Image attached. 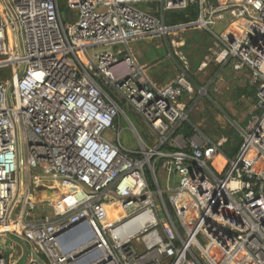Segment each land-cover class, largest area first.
<instances>
[{
    "label": "built area",
    "instance_id": "obj_1",
    "mask_svg": "<svg viewBox=\"0 0 264 264\" xmlns=\"http://www.w3.org/2000/svg\"><path fill=\"white\" fill-rule=\"evenodd\" d=\"M148 3L159 16L140 7ZM189 4L197 17L186 24L212 39L197 69L229 62L256 88L231 158L225 137L210 141L192 123V137L172 136L190 122L179 101L191 92L185 56L177 53L183 71L175 81L156 86L127 46L159 36L178 48L184 24L169 26L164 14ZM67 8L75 19H62L57 0L0 1V66H13L0 77V237L21 232L47 264H264V0H69ZM121 103L157 135L156 147L128 151L118 134L104 136L120 115L131 124ZM217 156L226 159L219 174ZM24 169H38L35 181L56 190L32 201L22 188L28 210L52 208L41 220L23 211L10 218ZM116 210L123 213L111 219Z\"/></svg>",
    "mask_w": 264,
    "mask_h": 264
},
{
    "label": "crops",
    "instance_id": "obj_2",
    "mask_svg": "<svg viewBox=\"0 0 264 264\" xmlns=\"http://www.w3.org/2000/svg\"><path fill=\"white\" fill-rule=\"evenodd\" d=\"M70 19H75L74 12L73 15L66 20H70ZM177 25H182V24H177ZM181 30H182L181 36H183L184 39L183 40L181 39V41L178 40L179 47L173 48V52L178 57H179V55L177 54L178 52H180L181 55L183 56L189 54L190 59L192 60L191 67L198 68L199 63L202 62L204 55L207 52V48L212 43V39L206 31L198 29L196 26L191 24L187 25L186 23H184V25L181 27ZM142 39L148 41L151 40L152 38L145 37ZM117 47H118L117 45H113V46L108 45V46H104L103 48L113 50L116 49ZM169 57L171 58L170 59L171 65L170 66L167 65L166 68H163L165 70L164 71L162 70V72H158L154 69V68L158 69L157 66L159 64V61L148 62V61H140L137 57L135 58L138 65H140L143 68V72L145 76L148 78V80L156 86H163L174 82L175 79L183 71V63H182V67L179 66L172 58L171 51ZM187 65L189 66L188 63ZM146 70H149V72L148 71L146 72ZM188 72H187V80L189 82H193L194 80L189 78ZM197 75L199 77V80L201 79V82L197 80V88L199 87L206 88V95L207 92L210 95L209 97H206L207 99L211 97L218 100L219 104L223 106L227 114L231 118H233L234 126H237V128H239L240 133H238L234 129L232 130L242 138L241 136L242 128H244V125L247 119L249 118L250 114L252 112H255L254 104H255L256 88L255 85H253L250 81L248 71L246 69H241L236 71L232 68L229 62L216 63L214 61H210L208 62L207 66L202 70L197 69ZM184 93L180 97L179 101L186 104L190 112L192 106V104L189 102V99H191L190 98L191 93L186 92V95ZM188 120L190 121L189 114H188ZM190 123L194 124L191 121ZM183 128L184 127L182 126L181 130ZM181 134L183 133L181 132ZM192 135L190 137H192ZM183 137L185 139L189 138L184 134ZM207 139L210 141H215L209 138ZM29 176L32 175L29 174ZM19 180L20 182H22V184L19 188L20 191L17 196V200L15 204V206L17 205L18 214L22 211L28 212L29 214L25 216L24 219L29 221H37V220H41L43 216H50L52 214V208L50 206L39 202L36 204V206H34L32 210H28V207L25 206L24 201L21 198H19V195H21L22 193V188L27 186L30 187L32 191V196L30 195L31 199L33 197L34 199L40 198V199L48 200L51 199V196L44 197V194H49L52 191H54L56 195V190H54L53 187L54 185H51V183L46 182V180H42L40 182L41 186L35 188L33 187V183H34L33 176L29 177L28 179L26 178L23 181L20 173H19ZM44 181L46 182V184L44 183ZM14 209L15 207L13 208V211ZM11 214H10V218H12ZM0 239H1L0 254L7 262L6 264H27L30 261H34L36 264H47V261L41 255V251H39V249L34 244L26 241L21 232L3 233L1 234ZM5 241L7 242L6 246L7 244H9V246L4 248Z\"/></svg>",
    "mask_w": 264,
    "mask_h": 264
},
{
    "label": "rangeland",
    "instance_id": "obj_3",
    "mask_svg": "<svg viewBox=\"0 0 264 264\" xmlns=\"http://www.w3.org/2000/svg\"><path fill=\"white\" fill-rule=\"evenodd\" d=\"M2 1V0H0ZM141 8L145 9L150 8V10L157 16H159L160 12L156 11L157 6L154 3H148L146 5H140ZM158 10V9H157ZM178 10H169L168 12H173ZM73 15V11L70 10H62L61 16L63 20H66L70 18ZM169 26H174L169 23H167ZM223 24H217L214 29L216 32H220L222 30ZM184 31V30H183ZM181 28L179 29L175 39L176 40H183L184 37L181 36ZM170 37V36H169ZM169 37L167 38L169 40ZM171 38V37H170ZM125 49V46L122 45ZM130 51L137 57L140 61H159V64L157 66L158 69L154 68L158 72L164 71L167 65H171V56L175 60V62L182 67V61L179 59V57L173 52L172 47L168 45V43L165 41L164 37L154 36L151 40H144L142 38L136 39V40H130L127 44ZM102 49V46H97L93 49V51ZM182 49V48H181ZM183 51V50H182ZM123 56V55H122ZM188 66V74L189 78L193 79V82H190L191 84V99H189V102L192 104L190 112H189V118L190 121L194 123L196 128L199 130V135L202 137H207L212 140H217L218 138L225 136V133L229 130H236L238 133H240L239 128L237 126H234L233 118H231L223 106L219 104L217 99L209 98V93L207 92L206 95V88L202 90V92H199V88H197V80H199V77L197 75V67H191L192 60L190 59V55L185 56ZM6 59V56H1L0 60ZM85 58L81 57V60L84 61ZM13 66H10L9 64L0 66V74L3 77H9L10 72L12 71ZM149 72V70H146V72ZM153 71V70H151ZM2 78V77H1ZM201 82V79L199 80ZM199 87V86H198ZM186 95V92L184 93ZM188 94V93H187ZM187 102V101H185ZM122 108L125 110L131 124L127 121V119L120 115L118 119L115 122V129L109 130L104 133V136L108 139H115L116 135H119V140L122 146L128 150H140L141 143L149 146V147H156L158 144V137L156 134H154L149 127L137 116L133 113V111L126 105L121 103ZM226 141H227V137ZM221 159L217 160L216 163H220ZM215 163V162H214ZM38 172V169H30L28 171V174H35ZM156 174L158 178L159 185L161 187V190L163 192L166 191V179L167 174L164 169L158 168V165L156 166ZM21 178L24 181L26 179L27 171L24 169L20 172ZM26 182V181H25ZM31 182V181H30ZM47 182V181H46ZM44 181V183L46 184ZM24 184V183H23ZM26 185V183H25ZM30 195L32 196L31 188L29 187ZM30 196V197H31ZM34 201V199H32ZM18 214L17 205L15 206V209L13 213L11 214L12 218H15ZM174 221L178 224L177 218L172 215ZM180 228V227H179ZM70 240H72V243L75 244L78 240H76V234L73 233L70 235ZM3 243V242H2ZM5 247H8L9 244ZM42 257L46 260L45 256L41 252ZM5 260V259H4ZM7 263V262H6Z\"/></svg>",
    "mask_w": 264,
    "mask_h": 264
},
{
    "label": "trees",
    "instance_id": "obj_4",
    "mask_svg": "<svg viewBox=\"0 0 264 264\" xmlns=\"http://www.w3.org/2000/svg\"><path fill=\"white\" fill-rule=\"evenodd\" d=\"M68 1L69 0H57L60 12L62 10H68L66 5ZM196 17H197V9L194 4H189L187 8L183 10L168 12L164 14V20L166 21V23H169L171 25L188 23L195 20ZM0 77L3 76L0 74ZM189 123L190 122L187 123L185 122L183 124V127L187 129V134H186L187 137H190L192 135V128L189 125ZM179 131H181V128L177 130L175 133H173L172 136L177 134ZM224 137H227V141L223 145L222 152L226 157L231 158L237 152L242 142V138L238 134H236L233 130L227 131ZM161 149L174 150V148L170 147L166 143L161 146ZM212 166L214 170L219 174L222 171V167L224 168L226 166V159L224 157H221V162L220 163L213 162ZM164 197L166 200L167 199L166 196Z\"/></svg>",
    "mask_w": 264,
    "mask_h": 264
},
{
    "label": "bare ground",
    "instance_id": "obj_5",
    "mask_svg": "<svg viewBox=\"0 0 264 264\" xmlns=\"http://www.w3.org/2000/svg\"><path fill=\"white\" fill-rule=\"evenodd\" d=\"M219 159H221V157L220 156H217L216 158H215V160H214V162H216L217 160H219ZM29 177H32V176H29L28 175V173H27V176H26V178L28 179ZM32 182V181H31ZM41 186V184H40V182L37 180V181H35V179H34V183H33V187H40ZM27 187V186H26ZM29 188V187H28ZM52 190V189H51ZM40 194V193H39ZM29 196H30V192H29ZM51 196V198H54L55 197V192L54 191H52L51 193H49V194H44V197H50ZM19 198H21L22 199V194L21 195H19ZM31 198V197H30ZM32 199H34L33 197H32ZM113 206H117L116 204H114L113 205V203L112 204H110L109 205V207H113ZM121 209V208H120ZM123 213L122 211H118V210H116L114 213H113V215H112V213L110 214V218L111 219H114V218H117L121 213ZM10 227H12V225L10 226ZM2 228L0 227V230H1Z\"/></svg>",
    "mask_w": 264,
    "mask_h": 264
},
{
    "label": "water",
    "instance_id": "obj_6",
    "mask_svg": "<svg viewBox=\"0 0 264 264\" xmlns=\"http://www.w3.org/2000/svg\"><path fill=\"white\" fill-rule=\"evenodd\" d=\"M181 132H182L184 135H186V134H187V129H186V128H183V129L181 130Z\"/></svg>",
    "mask_w": 264,
    "mask_h": 264
},
{
    "label": "clouds",
    "instance_id": "obj_7",
    "mask_svg": "<svg viewBox=\"0 0 264 264\" xmlns=\"http://www.w3.org/2000/svg\"><path fill=\"white\" fill-rule=\"evenodd\" d=\"M198 129V128H197Z\"/></svg>",
    "mask_w": 264,
    "mask_h": 264
}]
</instances>
